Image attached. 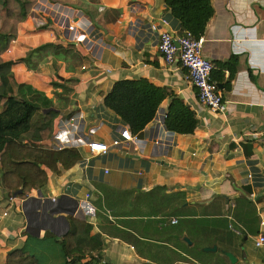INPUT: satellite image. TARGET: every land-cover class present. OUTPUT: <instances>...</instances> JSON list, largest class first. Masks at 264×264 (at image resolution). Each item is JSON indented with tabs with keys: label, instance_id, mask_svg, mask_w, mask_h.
I'll return each mask as SVG.
<instances>
[{
	"label": "crops",
	"instance_id": "0c3cea01",
	"mask_svg": "<svg viewBox=\"0 0 264 264\" xmlns=\"http://www.w3.org/2000/svg\"><path fill=\"white\" fill-rule=\"evenodd\" d=\"M210 2L202 53L214 64L225 113L202 106L187 71L160 55L158 33L181 35L165 0H36L2 55L13 63L15 94L57 118L82 113L111 144L124 123L105 97L118 81L146 80L172 95L157 115L179 98L198 126L167 138L154 119L142 145L94 157L81 151L86 169L81 160L69 169L58 163L57 172L41 166L47 181L27 194L8 188L1 171L0 264L16 251L66 264L63 241H81L77 264H233L223 251L236 264H264V247L255 246L264 234V0ZM66 19L99 40L67 45Z\"/></svg>",
	"mask_w": 264,
	"mask_h": 264
},
{
	"label": "trees",
	"instance_id": "16d2710c",
	"mask_svg": "<svg viewBox=\"0 0 264 264\" xmlns=\"http://www.w3.org/2000/svg\"><path fill=\"white\" fill-rule=\"evenodd\" d=\"M35 3L36 0H0V172H5L8 188H22L23 194L45 185L47 175L41 166L57 172L58 163L69 169L81 160L77 150L52 152L39 145L51 137L57 114L42 113L36 106L15 94L13 63L2 58L16 38L19 24L27 19ZM165 4L180 23L181 35L189 32L195 39L203 37L214 15L210 0H165ZM233 77L234 73L231 72L228 82ZM169 96H172L169 92L146 80H122L107 94L104 105L114 112L134 135L140 136L154 121L161 104ZM165 125L170 132L189 136L195 133L198 121L189 107L179 98L173 97ZM173 214L176 215V212ZM71 245L66 241L62 243L66 259L71 258L66 264H77L84 257V254L81 256L74 252L80 250L81 241H77L75 246ZM95 247L92 246L91 249L94 250ZM197 251L205 254L200 247ZM8 264L39 262L25 251H16L10 255Z\"/></svg>",
	"mask_w": 264,
	"mask_h": 264
},
{
	"label": "built area",
	"instance_id": "2783aa9c",
	"mask_svg": "<svg viewBox=\"0 0 264 264\" xmlns=\"http://www.w3.org/2000/svg\"><path fill=\"white\" fill-rule=\"evenodd\" d=\"M66 27L67 31L72 35L65 38V43L79 44L87 42L89 44L97 42L99 35L94 32H88L83 25H78L72 19H66L61 24ZM153 31H157V27L152 26ZM204 38L195 39L191 33L185 32L178 37L170 32H161L157 35V48L160 55L163 57L168 66L179 62L181 66L187 71L188 83L197 90L199 102L215 113H225L227 110L226 102L222 91L212 78L214 71V64L212 61L203 56L202 48ZM156 123L158 127L170 138L173 132L167 130L166 114L159 112L156 115ZM100 126L88 127L85 117L82 113H73L69 117H60L56 119L54 131L47 142H43L40 146L52 152H62L73 149L79 152L87 150L90 157L105 154L111 148H117L124 144L139 143L143 141L139 139L138 135H134L127 125L118 127L117 138L111 144L102 141L99 136ZM157 144H169L168 139L164 141H157ZM90 163V158L82 157L80 165L85 169ZM252 178V175H249ZM55 202L56 199H53ZM84 203V202H83ZM82 202L79 203V211L84 212L85 207ZM84 214V213H83ZM87 215V214H86ZM4 213L2 217H6ZM172 224H177L178 219L172 218ZM231 229L238 233L235 228ZM255 246L257 248L264 247V234L259 235L255 239Z\"/></svg>",
	"mask_w": 264,
	"mask_h": 264
},
{
	"label": "water",
	"instance_id": "95a60500",
	"mask_svg": "<svg viewBox=\"0 0 264 264\" xmlns=\"http://www.w3.org/2000/svg\"><path fill=\"white\" fill-rule=\"evenodd\" d=\"M187 242H189L190 243V241L187 239ZM216 248V247H215ZM215 248H213V249H211V250H216ZM205 250H209L208 248L207 249H205ZM223 254L226 256V257H228L229 258V260L233 263V264H236V262H237V259L234 257V255L233 254H231V253H229V252H225V251H223Z\"/></svg>",
	"mask_w": 264,
	"mask_h": 264
}]
</instances>
